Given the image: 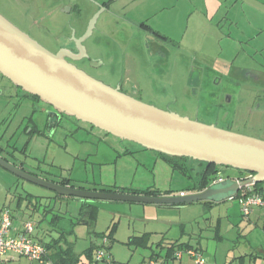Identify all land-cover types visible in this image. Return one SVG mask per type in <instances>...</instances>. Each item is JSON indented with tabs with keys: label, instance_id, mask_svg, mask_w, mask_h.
Returning <instances> with one entry per match:
<instances>
[{
	"label": "rangeland",
	"instance_id": "374dc122",
	"mask_svg": "<svg viewBox=\"0 0 264 264\" xmlns=\"http://www.w3.org/2000/svg\"><path fill=\"white\" fill-rule=\"evenodd\" d=\"M221 3V11L206 21L194 6L187 9L180 3L172 14L152 18L151 31L158 45L153 43V37L148 42L146 33L140 32L131 34L133 37L126 40L128 49H124V40L113 41L111 34L95 27L94 35L83 44L97 41L98 59H89L88 53L84 61L76 60V64L96 79L120 87L145 103L264 140V80L260 75L254 80L237 70L247 67L264 72V59L255 51L261 48L264 56V0H238L231 10L232 0ZM193 4L198 7L199 2ZM0 13L52 51L67 47L74 50L76 43L67 40L68 36L79 21L84 24L89 19V12L83 9L81 14L48 17L30 28L21 20L20 8L12 0H0ZM102 19L110 22L106 17L98 21ZM114 22L113 26H118ZM50 111V106L41 100L0 95V146L12 152L14 146V157L25 170L43 179L71 178L73 184L88 187L156 185L162 190L171 189V193L193 190L202 168L196 160L186 162L193 169L192 177H185L164 160L161 152L74 117L63 116L54 128H49ZM216 167V176L225 179L248 174L230 166ZM2 208H7L18 222L31 220L33 235L39 233L42 239L47 237L45 230L58 235L51 224L53 218L57 219L58 229L81 254L78 264L89 260L84 250L100 244L111 227L106 264H151L152 253L158 256L153 264H197L190 250L200 254L203 264H264L263 217H258L257 208L249 216L243 215L236 197L182 206L77 200L57 195L0 167ZM143 232L150 233L148 246L126 243L131 236ZM172 242H176L180 258L163 260ZM8 254L14 260H2L1 264H29L15 253Z\"/></svg>",
	"mask_w": 264,
	"mask_h": 264
},
{
	"label": "water",
	"instance_id": "95a60500",
	"mask_svg": "<svg viewBox=\"0 0 264 264\" xmlns=\"http://www.w3.org/2000/svg\"><path fill=\"white\" fill-rule=\"evenodd\" d=\"M97 15L86 32L73 37L76 52L60 48L53 52L0 13V74L24 91L39 97L58 113L74 117L144 148L171 156L230 166L253 173L251 179L233 177L210 183L204 189L180 195H145L84 189L40 178L25 170L13 152L0 146V167L16 176L52 190L57 195L82 199H107L159 205L194 201H221L234 197L250 182L264 181V140L207 124L145 103L89 75L67 60L88 56L84 39L91 33ZM53 116L48 120L49 128Z\"/></svg>",
	"mask_w": 264,
	"mask_h": 264
},
{
	"label": "crops",
	"instance_id": "0c3cea01",
	"mask_svg": "<svg viewBox=\"0 0 264 264\" xmlns=\"http://www.w3.org/2000/svg\"><path fill=\"white\" fill-rule=\"evenodd\" d=\"M12 1H14L15 4L20 8V12H21L20 16L22 17L21 20L22 21L24 20L25 25L27 27H30V28L39 26L48 17L50 18V17H53L55 15H57L56 17H59L58 15H60V17H61L64 14H69L68 16H71L73 14V12H77V14H81L83 9H86L89 12V17H88L89 19H87L86 23H84V24H83V21H79V24L77 23V26L74 28L73 33L72 34L70 33V36H68L67 40L73 41V37L78 38V37L82 36L86 32L88 23L92 19V16L97 15L96 19H95L94 26L91 30V33L84 40H88L89 38H91V36L94 35L95 27H98V29H99L98 31H100L101 33L111 34V38L113 41L118 42V41H120V39H121V41L124 40V44H122L121 46L124 49H128V47H127L128 44L126 43V40H129L130 37H133V36H131L132 33L144 32L147 35L146 37H147V40H149L148 42H151L152 37H153V43L155 45H158V42L156 43V40H154L157 37L152 35V34H154V32H152L151 30H153L152 28L154 25H153L151 20H152V18L157 17L159 14H163V13H166V14L171 13L172 14L174 12L175 7L177 6V3L182 4L187 9L190 6H194L198 10L199 17H201V19L203 21H206V19L209 16L214 17L217 13H219L221 11V6H222L221 2L222 1L228 2L230 0H12ZM195 1L199 2L198 7H196L197 5L193 4V2H195ZM232 1H233V5L235 4V6L232 5V7H230V10H231V8L236 7V3L238 0H232ZM244 1H246V0H244ZM248 1H250V0H248ZM200 2H202V3H200ZM214 3H216V4H214ZM64 7H68L67 8L68 10L65 11ZM190 13L191 12H189L188 14L190 15ZM15 16H17V15H15ZM128 16H131V17H128ZM99 17L109 18L108 21H110V22L107 23V21L104 19H102V21L99 22L98 21ZM25 18L27 20H25ZM126 18H128V19H126ZM112 19H115V22ZM63 20H67V19H63ZM120 20L123 22L122 25H120L122 23V22L120 23ZM112 22L116 23L118 26H113ZM231 26H232V24H231ZM148 33L151 34L152 36H150ZM213 33H214V30H213ZM117 34L119 37L117 36ZM154 37H156V38H154ZM118 38H119V40H118ZM91 41H93V39ZM91 41H89V42L87 41L88 46L84 45V44L83 45L85 46L87 54L89 53V56H90L89 59H93L96 61L98 59V56L96 55V50L99 48V45H98L97 41H93V42H91ZM99 42H100V40H99ZM68 49L73 51V52H76V50H75L76 48L74 50L71 48H68ZM255 51L258 53V55L262 59H264V56L262 54L263 50L261 48H260V51H259V49L255 50ZM101 60H102V64H105V62L103 61L102 58H101ZM220 64L226 65L225 63H220ZM237 70L240 71L241 73H243L244 75H246V77L254 78V80L258 79L259 75H260V78H262L264 80V72H262V71L250 70V69H247V67L246 68H240V69L237 68ZM228 71L229 70L226 69V72H228ZM236 81L238 82V80H236ZM22 166H23V164H22ZM63 178L64 177L59 178V179H49V178H45V179L52 180L54 182L59 183V181ZM68 179H70V181L67 185H71L73 187H80V188H84V189H94V190L110 189L111 188V187H106L104 185L88 187V185L84 186V183H83V185H77V184L72 183L71 178H68ZM147 188L159 189V190L164 191V192L171 191V189L162 190L156 185H147L146 187L112 186V189L116 190L115 192H120V190H123V189L130 190V191H132V190L142 191V190H145ZM196 191H199V190H192L191 192H196ZM179 192H184V194H188V192H186L182 189H180ZM178 193H171V194H178ZM211 202H215V201H210V203ZM168 206H172V205H168ZM178 206H182V205H178ZM258 214H259L258 217L261 218L262 217L261 211L258 212ZM24 221L25 220L18 222V221H16V219H14V217L12 215L13 227H14V225H16V227H14L15 230L12 231V234H17L21 231L22 224ZM262 221H263V229H264V220L262 219ZM45 233L47 236L46 239H42L43 235H41L39 233H36L33 236L37 241H40L42 243H45V242L49 241L51 238L58 236V235L54 236V235L50 234V231H47V230H45ZM143 233H149V232H143ZM143 233H141V234H143ZM107 242H108V240H107ZM99 245L100 244H94L95 250ZM105 246H104V248H108L109 246H111V242L106 243ZM95 250H94V252H95ZM176 252H177V250H175L173 253V256L175 258H177ZM157 257H158L157 255H154V253H152V255L150 256L149 263H151V264L155 263L153 259H156ZM20 258H24V257H20ZM24 259H26V258H24ZM166 259L167 258L164 257L163 260H166ZM9 260H14V259H13L12 255L7 253L4 256L3 261L5 262V261H9ZM27 261L29 262V264H34V263L40 264L37 262L33 263V261H29V260H27ZM161 264H165V262L162 261Z\"/></svg>",
	"mask_w": 264,
	"mask_h": 264
},
{
	"label": "built area",
	"instance_id": "2783aa9c",
	"mask_svg": "<svg viewBox=\"0 0 264 264\" xmlns=\"http://www.w3.org/2000/svg\"><path fill=\"white\" fill-rule=\"evenodd\" d=\"M253 173H248L244 179H251ZM222 177H215L211 183L219 182L224 180ZM234 180L240 182L239 177H234ZM255 182L247 183L242 186L237 194L234 196L238 199L240 209L242 214L249 216L253 208H258L261 211V215L264 220V181L261 182V189H254ZM167 195H185L184 192H179L178 194H167ZM231 197V198H234ZM15 230L12 222L11 212L7 208H2L0 210V264L2 262V257L7 253H15L20 257H24L29 261L37 262L40 264H53L46 256V248L44 244L40 241H37L34 236V223L31 220H26L22 224V229L17 234H12V231ZM107 238H104L100 245L96 248L93 258L95 261L108 262V253L105 251V244ZM188 253L195 257V262L197 264H203L200 254L195 251H188ZM181 253L176 252V257L180 258Z\"/></svg>",
	"mask_w": 264,
	"mask_h": 264
},
{
	"label": "trees",
	"instance_id": "16d2710c",
	"mask_svg": "<svg viewBox=\"0 0 264 264\" xmlns=\"http://www.w3.org/2000/svg\"><path fill=\"white\" fill-rule=\"evenodd\" d=\"M37 97V96H36ZM164 160L175 170L179 171L181 174H183L185 177L191 178L192 175L190 173V170L193 169V167L187 165L188 159L191 160V158L187 157H180V156H171L168 154L161 153ZM199 165L202 166L200 171L198 172L199 177L194 181L192 189L193 190H202L206 186H208L213 179H215L216 172H217V167L214 164H209L207 165L203 161H198L196 160ZM250 173V172H248ZM70 179L68 178H63L59 181V183L63 185H67L69 183ZM262 185L261 183H256L254 185V189H261ZM104 191H116L114 189H101ZM120 192H125V193H136V194H145V195H164V194H169L171 191L164 192L159 189H151L147 188L142 191H136V190H120ZM204 203H210V201H204ZM179 205H184V204H179ZM178 206V205H175ZM95 205H92L91 208H95ZM57 219L52 220L51 224L55 229H57L58 236L51 238L49 241L43 243L45 248H46V256L53 264H78L79 261L81 260V254L77 253L73 249V243L67 240V236L65 235V232L62 229H58V224L56 223ZM81 221L79 220V223ZM86 222V221H84ZM113 227L105 233V236H107L108 239L112 238V231ZM149 233H143L140 235H133L130 237V239L126 243H134L136 246L138 245H143V246H148L147 241L149 238ZM176 242L170 243L169 246L166 248V252L164 254L165 258H175L173 256L174 251L176 250L175 248ZM106 247V246H105ZM94 246H90L84 250V255L89 258V260L86 261H81V264H97L98 261H95L93 258L94 254ZM49 252V253H48ZM104 264L107 262L101 261ZM122 264H129L128 262H124Z\"/></svg>",
	"mask_w": 264,
	"mask_h": 264
},
{
	"label": "flooded vegetation",
	"instance_id": "af4514ba",
	"mask_svg": "<svg viewBox=\"0 0 264 264\" xmlns=\"http://www.w3.org/2000/svg\"><path fill=\"white\" fill-rule=\"evenodd\" d=\"M58 49L59 48H57L56 50H58ZM56 50L53 51V52H56ZM67 60L70 61L71 63H73L74 65H76L78 67V65L76 64V60H72V59H69V58H67ZM79 60L80 61H84L83 58L82 59H79ZM81 69H83L85 72H87L85 70V67H82ZM0 95H2V96H4V95L5 96L16 95L18 98H24V97H26L27 99L33 98V99H37L38 101L41 100L39 97H36L35 95H32V94L24 91L19 86H16L13 82H11L8 78H6L5 76H3L1 74H0ZM50 109H51L50 112L55 111L52 106H50ZM51 116H53L52 124H56L58 122L57 120H60L63 116H66V115L65 114H62V113H58L57 115L49 114V117H51ZM13 148H14V146H13ZM2 154L3 153L0 152V155H2ZM227 178H229V177H227Z\"/></svg>",
	"mask_w": 264,
	"mask_h": 264
}]
</instances>
